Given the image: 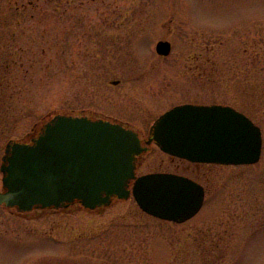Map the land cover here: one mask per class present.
<instances>
[{"label": "rangeland", "instance_id": "1", "mask_svg": "<svg viewBox=\"0 0 264 264\" xmlns=\"http://www.w3.org/2000/svg\"><path fill=\"white\" fill-rule=\"evenodd\" d=\"M160 38L175 44L164 57L155 51ZM182 103L248 116L261 130L258 161L197 166L149 144L137 174L188 175L205 185L203 208L174 223L145 216L129 197L105 216L78 212L77 229L117 209L120 222L138 220L140 231L109 238L112 264H264V0H0V177L6 143L29 142L54 115L92 111L146 136ZM56 219L19 233H57ZM28 245L46 256L56 249L49 236ZM17 252L0 237V264Z\"/></svg>", "mask_w": 264, "mask_h": 264}, {"label": "water", "instance_id": "2", "mask_svg": "<svg viewBox=\"0 0 264 264\" xmlns=\"http://www.w3.org/2000/svg\"><path fill=\"white\" fill-rule=\"evenodd\" d=\"M169 50L167 41L156 44L160 55ZM151 142L190 162L239 165L258 161L262 136L259 126L231 106L185 103L156 119L146 144ZM146 150L138 133L119 122L54 115L31 142L6 143L0 203L25 211L78 200L93 208L132 195L147 214L177 223L188 220L202 205V186L173 173L136 176V157Z\"/></svg>", "mask_w": 264, "mask_h": 264}, {"label": "flooded vegetation", "instance_id": "3", "mask_svg": "<svg viewBox=\"0 0 264 264\" xmlns=\"http://www.w3.org/2000/svg\"><path fill=\"white\" fill-rule=\"evenodd\" d=\"M159 41H167L169 43L170 50L167 55H169L174 50L175 44L173 41L167 40L166 38H160L157 42ZM156 54L159 55V57H164V55H160L158 53ZM196 73L200 77H202L204 76L205 71H196ZM113 82L116 84L118 81H113ZM191 104H196V103H191ZM90 112L92 111H80L79 113L74 114L72 116H85L91 119H103L111 122H119L122 125L127 126L126 124L120 122L118 119H114L112 117H104L102 115H95V114H91ZM138 134L140 137L141 145L145 146L146 140L149 138V135L147 134L146 136H143L139 132ZM145 152H143L142 154L136 157L135 163H136L137 176L142 175V174H137V169L142 165L144 161L143 154ZM179 160L184 161V159H179ZM193 164L197 166L221 165V164L206 163V162L193 163ZM151 172L173 173V174L189 177L188 175L179 173L177 170L176 171L156 170L147 173H151ZM205 174L206 173H204V175ZM211 177L212 176L208 177L207 174L206 177L203 176V179L209 181ZM196 182L202 186L204 192L203 202L200 208L201 210L206 202L205 200L206 189L203 183L199 181ZM131 185L132 182L130 183V186ZM3 191L4 189L0 183V193ZM129 199L130 198L119 199L117 197H113L108 204L96 205L93 208H86L82 205L81 202L75 200L67 204V206L65 207H59V208L36 207V208H32L31 210H25V211L18 210L14 206L8 207L4 203H0V228L2 231H3V227L12 228V233H0V237L2 236V238L5 237L9 238L12 244H16L17 250L19 251L16 254L10 256L11 262H8L7 264H112L114 261L113 262L110 261V251L108 250L109 246H107V244L109 245V238L113 237L114 233H116L117 235L118 233H129V232L133 233L135 230L136 232L140 231L137 229L139 221L136 220L135 222L124 223L123 220L120 222L121 218H123L124 215L123 213L118 212L117 209L116 215L112 214L111 217L109 216L107 219L103 221L94 222L92 226L86 223V226L84 228L80 227L83 228L84 230H78L77 228H79V226L77 224L76 214L80 212V213H86L90 216H105L107 211L110 210L113 206L117 205L122 201ZM135 204L137 205L136 202ZM137 207L139 208L138 205ZM141 212H143L145 216L158 219L152 215L145 213L142 210ZM53 215H55L57 218L56 219L57 225L53 224L50 228V231L56 230L57 233H38V236H34L31 233H19V230L22 231L26 230L28 232V230H30L28 227V224L30 222H36L37 220L41 221L46 219L47 217L50 218ZM62 215H66L70 219L68 220H64L63 218L61 219L59 216ZM121 223L127 226L128 229H126L125 227L121 229L122 226H119ZM135 225L137 226L135 227ZM46 236L53 238V242L56 245V249L53 250L51 256H46L45 248L29 247L28 245L30 238H35V237L45 238ZM115 243H118V239L115 240ZM116 258H118V256Z\"/></svg>", "mask_w": 264, "mask_h": 264}]
</instances>
